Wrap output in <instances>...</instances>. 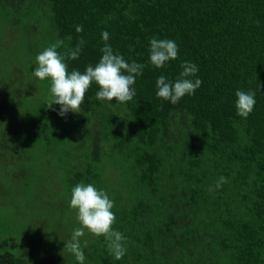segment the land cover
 I'll use <instances>...</instances> for the list:
<instances>
[{
    "label": "trees",
    "instance_id": "obj_1",
    "mask_svg": "<svg viewBox=\"0 0 264 264\" xmlns=\"http://www.w3.org/2000/svg\"><path fill=\"white\" fill-rule=\"evenodd\" d=\"M153 37L178 45L161 69L149 63ZM81 38L69 71L95 65L105 43L145 65L133 101H97L93 84L80 113L48 107L50 80L32 75L36 56ZM184 61L198 66L201 87L176 105L157 98L156 78L175 80ZM237 90L256 93L247 118L236 114ZM0 159L17 162L24 187L51 173L55 214L69 223L78 183L114 201L126 254L115 260L103 237L86 232L84 264H264V0H0ZM221 176L228 182L210 192ZM22 253H1L0 264L34 257ZM50 253L67 252L59 243Z\"/></svg>",
    "mask_w": 264,
    "mask_h": 264
},
{
    "label": "clouds",
    "instance_id": "obj_2",
    "mask_svg": "<svg viewBox=\"0 0 264 264\" xmlns=\"http://www.w3.org/2000/svg\"><path fill=\"white\" fill-rule=\"evenodd\" d=\"M75 30L80 33L83 26L77 25ZM101 38L107 42L109 33L102 32ZM85 43L81 38L75 47L69 48L64 46L63 40H58L36 56L37 66L32 75L40 81L50 80L49 91L52 100L48 107L59 105L60 116L68 112L80 113L85 94L93 84L98 88L95 94L97 101L110 102L115 99L116 103L126 104L133 101L136 95L133 85L137 77L143 74L145 65L135 61L127 62L122 55L114 53L107 43L102 47L101 58L95 65H86L83 72L78 69L68 70L67 61L79 59ZM149 44V63L156 69L164 68L168 62L178 58L179 49L174 40L153 37ZM62 46L64 51L61 53L58 49ZM180 67L182 71L175 80L161 74L155 81L156 97L172 105L178 104L186 95H194L202 85V80L197 76L199 68L195 63L184 61ZM258 86L261 88L260 83ZM235 96L236 114L247 118L254 109L256 93L237 90ZM227 182V179L221 176L209 191L215 192ZM113 207L114 201L108 194L98 190L91 183L81 182L71 189L70 208L76 211L79 227L73 230L71 239L64 248L75 257L78 264H84L85 261L80 238L85 236L86 232L95 237H103L109 254L115 260L122 259L126 254L124 242L127 238L113 229L116 220Z\"/></svg>",
    "mask_w": 264,
    "mask_h": 264
},
{
    "label": "rangeland",
    "instance_id": "obj_3",
    "mask_svg": "<svg viewBox=\"0 0 264 264\" xmlns=\"http://www.w3.org/2000/svg\"><path fill=\"white\" fill-rule=\"evenodd\" d=\"M44 160L41 162H48L47 158ZM16 163L6 164L0 159V167L12 166L11 173L0 171V246L2 242H8L6 247H0V254L10 252L21 257L22 252L29 249L34 257L25 264H73L75 257L64 246L71 239V228L75 229L79 224L67 222L70 219L67 213L55 214L62 204L53 205L52 174L41 173L24 187L25 179L19 176ZM57 190L61 189L58 187ZM61 233L65 236L62 243L58 242ZM10 241L16 244L15 248L11 247ZM59 243L67 252L65 256L50 253L51 245L58 246Z\"/></svg>",
    "mask_w": 264,
    "mask_h": 264
}]
</instances>
